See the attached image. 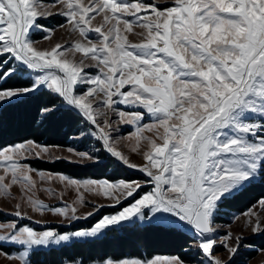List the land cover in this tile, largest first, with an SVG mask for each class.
<instances>
[{
    "label": "snow or ice",
    "instance_id": "snow-or-ice-1",
    "mask_svg": "<svg viewBox=\"0 0 264 264\" xmlns=\"http://www.w3.org/2000/svg\"><path fill=\"white\" fill-rule=\"evenodd\" d=\"M55 15L63 16L67 31L79 39L38 46L31 39L33 30L50 41L55 29L40 21ZM26 70L35 78L9 83L20 81ZM42 87L54 98L38 110L41 116L47 119L61 105L77 111L93 126L88 134L102 142L103 150L144 173L153 187L86 230L60 234L16 221L0 223V242L24 247L19 255L4 253L9 260L29 264L33 246L96 237L133 218L143 221L166 213L195 231L193 247L211 264H231L244 237L229 231L217 241L214 218L234 192L264 177V0H0V109L26 103ZM120 104L143 111L117 110ZM112 116L119 124L135 126L128 147L143 163L133 162L113 139ZM146 116L151 123H144ZM68 151L81 161L96 158ZM48 153V146L33 140L0 148V196H10L19 186L34 211L50 209L76 220L82 218L77 206L87 203L83 192L120 203L143 186L138 181L78 180L24 162ZM34 172L40 181L73 188L76 200L50 208L34 198ZM15 208V217H26L21 203ZM262 213L264 198L243 214L253 234H264ZM217 244L228 253L227 260L214 254ZM95 264L189 262L180 255H155L108 257Z\"/></svg>",
    "mask_w": 264,
    "mask_h": 264
},
{
    "label": "trees",
    "instance_id": "trees-1",
    "mask_svg": "<svg viewBox=\"0 0 264 264\" xmlns=\"http://www.w3.org/2000/svg\"><path fill=\"white\" fill-rule=\"evenodd\" d=\"M46 27L61 24V19L53 16L41 20ZM19 74L20 81L15 79L10 84L28 81L32 78ZM46 88L33 93L26 103L0 109V148L8 145L33 140L44 145L68 146L73 138L79 135L85 121L75 110L69 111L67 105H61L60 110L45 119L39 109L53 99ZM57 104L60 101L57 100ZM100 161L88 164H78L59 159L53 162L38 159L28 160L31 166L53 172H62L74 177L106 178L108 180H133L142 176L129 171L116 162L107 153L100 151ZM264 198V177L244 185L234 192L222 205L214 218V223H230L233 214L242 213L258 200ZM194 240L181 228L157 223L139 225L138 223L123 224L111 227L98 238L76 240L70 244L37 250L32 253V264H63L66 261L80 260L87 263L104 258H120L127 255L150 257L160 255H180L190 263H200L199 251L193 247ZM264 248V234L244 237L238 254L231 264H246L260 249Z\"/></svg>",
    "mask_w": 264,
    "mask_h": 264
},
{
    "label": "rangeland",
    "instance_id": "rangeland-1",
    "mask_svg": "<svg viewBox=\"0 0 264 264\" xmlns=\"http://www.w3.org/2000/svg\"><path fill=\"white\" fill-rule=\"evenodd\" d=\"M45 2L50 3L51 0H45ZM55 11V9H53ZM61 19V24L54 25L53 27H46V28H52L55 29V34L52 37L50 41H46L43 39L44 33L40 31L33 30L31 39L33 41L38 42V46L40 47H50L54 45L57 42L64 43L65 41H74L76 39H79L78 34L76 33H69L67 31V25L66 21L63 16L55 15ZM41 23V21H40ZM60 25H65V27H60ZM131 40H136L137 38L135 36L129 37ZM80 54H77V59H79ZM87 62V61H86ZM15 65L16 62H13ZM88 71L91 74H94L96 72L95 68L88 69ZM25 75L30 76L32 79L35 78L36 73L32 72L31 70H26ZM46 88V87H43ZM47 89V88H46ZM83 91V88L80 89ZM117 110H123V111H137L142 110L135 106H128L120 104L117 106ZM143 111V110H142ZM82 116V115H81ZM85 121V126L82 130L85 135L81 136L79 135L75 136L68 146H55V145H44L48 146L49 153L43 154L42 158H35L33 156H29L27 160L24 162L29 164L28 160L38 159L42 161L47 162H53L59 159H64L66 161L72 162V163H78V164H88V163H95L100 161L98 158V154L100 151H103L107 153L102 148V142L98 141L95 137L89 135L90 129L93 128V126L90 125V122L86 120V118L82 117ZM113 120V127L117 130L112 133L113 139L117 140L121 145H123V150L129 154L130 159L137 163H143L140 155L136 153H131L130 148L128 145L131 143L127 137L129 134L133 133L135 131V126L133 125H123L118 123V117L112 116ZM152 120L150 117L146 116L144 123H151ZM28 141V140H26ZM24 142V141H23ZM21 143V142H19ZM17 144V143H14ZM11 144V145H14ZM40 144V143H39ZM10 146V145H8ZM7 147V146H6ZM4 148V147H3ZM69 148L75 149L77 152H88L92 154L94 157H96L94 160H83L81 161L80 158L75 155L74 153H70L68 151ZM108 154V153H107ZM110 155V154H108ZM111 156V155H110ZM114 158V157H113ZM114 160L121 165H123L121 162ZM31 166V165H30ZM125 166V165H123ZM33 169L43 171L45 173H52V174H64L67 176H70L66 173L62 172H53V171H47L44 169H39L36 167L31 166ZM129 171L137 173L141 175L142 177L140 179H133V180H125V181H138L143 186L141 189L138 190V193L133 194L132 197H128L127 199L121 200L120 203H115L112 199L105 198L102 195H96L92 192H83V195L85 197V200L87 203L84 205H78L77 208V216L82 217L80 219L73 220L70 217H64L61 215L55 214L50 209H45L42 213L34 211L32 207L22 199V192L19 186H14L11 189V195L10 196H0V223H9L12 221H16L19 226L28 225L32 227L36 231H45V230H54L57 233L64 234V233H70L77 230H86L93 227L103 216L105 215H112L120 212L124 207L129 206L131 203L134 202L135 199H138L140 195H143L144 193L150 191L153 187L152 184L147 183V180L149 179L144 173L140 172L136 169H131L127 166H125ZM34 178L37 181V189L35 190L33 196L36 199H39L43 201L45 204L49 205L50 208H56V207H64L66 204L71 205L74 200L77 198L76 191L71 187H65V185L59 181H40L39 176L37 172L33 173ZM74 179L78 180H87V179H94V180H105L106 178H93V177H74L70 176ZM258 177L255 179L257 180ZM108 180V179H106ZM120 180L124 179H117V180H108L109 182H118ZM254 181V180H253ZM51 188L56 193L50 194L46 189ZM238 191V190H237ZM60 193H62V199L60 197ZM259 201V200H258ZM257 201V202H258ZM257 202L253 205H256ZM17 203H21V211L22 213L26 214V217L24 218H18L15 217L14 212L16 211L15 205ZM252 205V206H253ZM103 206V207H100ZM252 206L250 208H252ZM250 208L245 210L242 213L233 214L230 220V223L222 224L215 222L214 225L217 226L218 230L214 234V237L217 241H219L227 232H232L234 235L242 234L243 237L257 235L253 234L251 232V228L248 227V225L245 222L244 213L247 212ZM87 213H93L91 216H87V218H83L86 216ZM261 215H264L262 213ZM30 218V219H29ZM138 223L139 225H145L149 223H157L162 224L166 226H176V227H182L184 231H186L194 240V244L196 242V233L193 229H191L186 223L181 222L178 220V218L172 216L171 214L166 213H158L155 215V217L151 219H145L140 220L138 218H133L131 221L128 222H122L120 225L123 224H133ZM119 225V226H120ZM112 227H118V226H112ZM180 227V228H181ZM111 228V227H110ZM106 231V230H105ZM105 231L96 236V237H74L70 241L67 242H61L59 244L51 243L47 246H33L32 249L29 250L28 254V260L29 264H32L31 262V256L34 251L37 250H46L52 247H60L61 245L70 244L73 241L76 240H87V239H94L101 237ZM0 234H3V230L0 229ZM234 243V242H233ZM242 244V241H241ZM264 249V248H263ZM198 250V249H197ZM24 251V247L17 244H12L10 242H0V264H20L19 260H9L4 253L12 254V255H19V253ZM199 251V250H198ZM200 260L201 264H211L210 259L206 256H204L200 251ZM216 256L221 257L222 259L227 260L228 253L226 250L220 245L217 244L216 251L214 253ZM160 255V254H156ZM155 256V255H153ZM153 256H150L148 258H151ZM161 256H171V255H161ZM124 257H139V256H124ZM122 258V257H120ZM145 258V257H140ZM100 260H93L89 261L87 263H83L80 260H73V261H66L63 264H95V262H98ZM190 264H200V263H190ZM246 264H264V251H261V249L257 252V254L249 259Z\"/></svg>",
    "mask_w": 264,
    "mask_h": 264
},
{
    "label": "bare ground",
    "instance_id": "bare-ground-1",
    "mask_svg": "<svg viewBox=\"0 0 264 264\" xmlns=\"http://www.w3.org/2000/svg\"><path fill=\"white\" fill-rule=\"evenodd\" d=\"M164 214V213H163ZM180 227H181V225H180ZM181 229H182V227H181Z\"/></svg>",
    "mask_w": 264,
    "mask_h": 264
}]
</instances>
